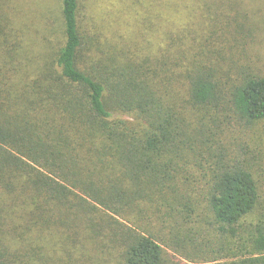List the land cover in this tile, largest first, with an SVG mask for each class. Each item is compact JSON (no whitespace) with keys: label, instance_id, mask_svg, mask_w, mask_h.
Listing matches in <instances>:
<instances>
[{"label":"trees","instance_id":"1","mask_svg":"<svg viewBox=\"0 0 264 264\" xmlns=\"http://www.w3.org/2000/svg\"><path fill=\"white\" fill-rule=\"evenodd\" d=\"M157 1L145 45L86 0L51 51L0 16V264H264V176L231 148L264 123V0Z\"/></svg>","mask_w":264,"mask_h":264},{"label":"rangeland","instance_id":"2","mask_svg":"<svg viewBox=\"0 0 264 264\" xmlns=\"http://www.w3.org/2000/svg\"><path fill=\"white\" fill-rule=\"evenodd\" d=\"M85 3L86 17H94L99 26L113 40L122 41L124 38L145 45L146 42L152 41L149 39L152 36L150 34L153 22L158 23L161 33L164 34L166 29L162 27L163 23L167 24L173 19L171 11L167 12L169 14L167 16L164 7L161 6L162 9L154 7L155 0H86ZM60 7L61 0H0V16L6 17L8 21H3L9 26H16L23 47L31 43L36 53L43 52L48 47L51 51V48L53 50V46L61 41L58 28L61 23ZM154 11L161 13L160 21L157 18L154 19ZM166 16L169 17L168 21L163 19ZM138 34H141L140 38H137ZM236 130L232 128L231 137L236 144L231 148L257 157L259 171L256 177L264 176V123L246 129V133L236 132ZM261 184L264 188V181ZM263 214L264 212L258 210L253 218ZM165 251L186 262L177 254L181 249L175 251L166 248Z\"/></svg>","mask_w":264,"mask_h":264}]
</instances>
